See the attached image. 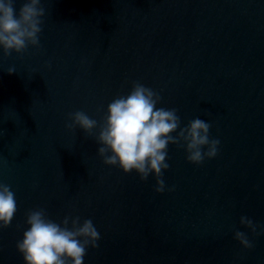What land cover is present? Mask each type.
<instances>
[{"label": "water", "instance_id": "obj_1", "mask_svg": "<svg viewBox=\"0 0 264 264\" xmlns=\"http://www.w3.org/2000/svg\"><path fill=\"white\" fill-rule=\"evenodd\" d=\"M41 6L40 48L0 51V183L17 201L0 229V264H24L16 244L36 208L56 222L93 221L100 239L83 264H264V0ZM134 81L161 96L157 107L177 109L181 127L200 118L220 140L199 165L169 144L163 193L153 175L105 164L95 135L65 127L78 110L100 122Z\"/></svg>", "mask_w": 264, "mask_h": 264}, {"label": "clouds", "instance_id": "obj_2", "mask_svg": "<svg viewBox=\"0 0 264 264\" xmlns=\"http://www.w3.org/2000/svg\"><path fill=\"white\" fill-rule=\"evenodd\" d=\"M16 2L0 0V51L4 56L22 54L29 46H41V18L45 15L41 0H22L18 11ZM15 71L14 67L7 69L9 74ZM160 101L157 92L134 81L127 95H118L107 105L100 122L78 110L68 114L70 123L65 127L71 130L79 126L89 136L95 135L102 145L97 151L105 164L117 166L124 173L135 171L142 181L151 174L156 179L154 190L163 193L164 171L170 167L169 144L183 147L186 159L199 165L206 158L217 156L220 140L210 138L212 125L203 119L194 118L181 127L177 109L157 107ZM16 211L15 193L10 185L0 183V229L11 224ZM239 222L257 233L258 225L252 219L241 216ZM25 223L28 227L16 244L24 264H83L87 249L98 247L100 233L91 219L81 221L79 216H65L56 222L44 208H36L26 213ZM234 238L244 248L253 247L243 231L235 230Z\"/></svg>", "mask_w": 264, "mask_h": 264}]
</instances>
